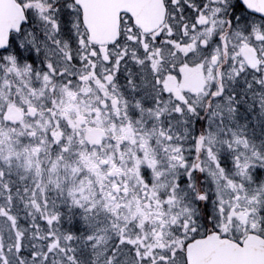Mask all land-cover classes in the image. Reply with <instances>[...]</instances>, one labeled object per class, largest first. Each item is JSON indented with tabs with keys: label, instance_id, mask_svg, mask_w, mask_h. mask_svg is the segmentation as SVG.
<instances>
[{
	"label": "snow or ice",
	"instance_id": "obj_1",
	"mask_svg": "<svg viewBox=\"0 0 264 264\" xmlns=\"http://www.w3.org/2000/svg\"><path fill=\"white\" fill-rule=\"evenodd\" d=\"M0 264H264V0H0Z\"/></svg>",
	"mask_w": 264,
	"mask_h": 264
}]
</instances>
